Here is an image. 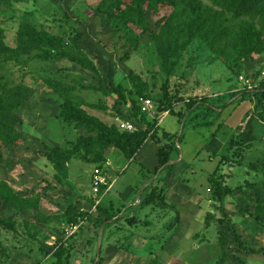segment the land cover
<instances>
[{
    "label": "rangeland",
    "instance_id": "1",
    "mask_svg": "<svg viewBox=\"0 0 264 264\" xmlns=\"http://www.w3.org/2000/svg\"><path fill=\"white\" fill-rule=\"evenodd\" d=\"M217 1H0L5 46L15 47L22 23L61 37L65 45L80 32V47L100 75L94 78L64 59L42 62L34 53L17 58L0 53L2 81L31 89L15 115L22 141L0 148V180L20 198L32 199L26 205L0 200V220L14 226L11 231L0 225V264H54L60 249V264H215L221 257L220 215L213 209L208 183L215 170L226 175L231 190L224 201L230 226L247 246H264V99L255 108L256 100L241 94L264 93V28L257 17L233 18ZM203 15L214 16L220 26L217 36L199 34L194 19ZM48 82L73 87L75 104L117 127L119 117L131 119L133 107L149 99L152 107L143 116L152 126V138L134 160L107 150L99 165L79 156L69 161L66 174L57 172L45 159V148L65 147L87 134L58 119L64 96H57ZM115 87L124 96L121 115L111 109L116 94L110 89ZM190 100L197 104L187 111ZM140 116L135 131L145 129L137 121ZM250 118L251 146L243 151L240 166L231 165L239 156L229 144L247 132ZM172 134H177L171 139L177 148L171 160L176 162L166 199L176 210L142 208L140 202L165 175L159 172L155 149ZM96 168L110 186L108 192L100 186L93 193ZM176 211L179 222L171 230ZM222 231L225 264H264V254L241 253L229 244L228 228Z\"/></svg>",
    "mask_w": 264,
    "mask_h": 264
},
{
    "label": "trees",
    "instance_id": "2",
    "mask_svg": "<svg viewBox=\"0 0 264 264\" xmlns=\"http://www.w3.org/2000/svg\"><path fill=\"white\" fill-rule=\"evenodd\" d=\"M1 1V0H0ZM226 11H228L233 18L240 17H257L261 26L264 28V0H219L217 1ZM195 23L199 34H206L209 32L213 36H217L220 27L214 21V16L203 15L197 17ZM81 33L76 32L69 44L65 45L59 36L50 35L45 31H38L28 23H22L17 31L16 45L14 48L5 46L0 39V53L8 54L11 57L29 56L34 53V58L48 62L56 59H64L69 63L75 64L83 70L93 74L94 78H100L95 63L82 51L80 47ZM132 76V75H131ZM49 88L58 96H64V101L59 104L57 117L66 126H73L83 129L87 136L78 137L74 142H70L65 147H46L44 157L57 170L63 174L67 173V164L72 158L86 159L89 163L101 164L105 160V152L109 148L118 150L127 160H133L134 156L142 148L144 143L152 138L150 123L146 121L143 114L140 113L139 106L133 107L132 120H136V116L141 115L137 121L145 125V129L133 132L120 130L115 124L107 125L94 115H90L81 106L72 101V92L74 88L68 85H61L59 83H46ZM95 87L81 85L80 89H94ZM98 89H102L99 87ZM116 94V99L111 107L112 111L121 115L120 107L124 103V96L120 91V87L110 89ZM248 93V94H247ZM31 94V89L25 84L18 83L15 85H8L0 78V148H9L19 144L23 135L16 131L14 125L16 123L15 115L20 107L26 102ZM242 95H249L248 99H255V108L260 106L264 99V93L255 91L254 93L242 92ZM237 95V94H236ZM244 98V97H243ZM197 102L190 100L186 103V110H192L196 107ZM204 106L205 104L202 103ZM208 110H214L209 105H206ZM90 108H100L97 105H88ZM172 114L170 106H167ZM120 118L126 119L121 116ZM252 118L249 119V127L247 132H242L238 135L236 142L231 141L229 148L235 147L238 153V159L231 161V165H241V155L245 149L250 148L252 141ZM177 134L169 135L167 140L158 146L157 158L160 165L159 172H165L163 177L157 179V183L152 186L144 200L140 202V207L147 206L156 209H170L176 210V206L169 203L166 199V192L168 191L166 182L170 178L171 173V154L173 153L176 142L171 141ZM1 156V152H0ZM98 167V166H97ZM158 171L154 173L156 176ZM210 187V194L212 200L215 202L213 209L219 213L220 219L217 222V244L220 248L221 257L215 264H225L228 258L226 249V237L222 231L223 227H227L232 234V239L229 244L235 245L236 248L243 254H264V246L258 249L251 248L240 238L237 232L230 226V219L225 213V197L231 194V190L226 185V175L216 173V170L208 178ZM103 187V186H102ZM0 200L5 204H21L26 205L30 199H22L12 191L10 185L0 180ZM34 201L31 206H36ZM69 219L74 218L73 208L68 209ZM207 215L205 219V226L208 227L209 218ZM128 219V217L126 218ZM179 222L178 213L170 222V229L174 230ZM99 224V223H98ZM0 225L4 228L14 231V226L10 222L0 220ZM63 249L57 251V260L54 264H60V258L63 254ZM4 254L0 251V262ZM65 259H69V254L66 252ZM93 264H99L98 262Z\"/></svg>",
    "mask_w": 264,
    "mask_h": 264
},
{
    "label": "built area",
    "instance_id": "3",
    "mask_svg": "<svg viewBox=\"0 0 264 264\" xmlns=\"http://www.w3.org/2000/svg\"><path fill=\"white\" fill-rule=\"evenodd\" d=\"M151 107H152V104H151V101L149 99H142L140 104H139L140 113H148L150 111ZM117 122H118V128L120 130H124L127 132H133L136 130L135 126L133 124L135 122V120L122 119L119 117L117 119ZM93 174H94L93 175V193L97 194L99 189H100V186H105L107 184L105 183V179L102 177V174H101L99 169L96 168L94 170Z\"/></svg>",
    "mask_w": 264,
    "mask_h": 264
},
{
    "label": "crops",
    "instance_id": "4",
    "mask_svg": "<svg viewBox=\"0 0 264 264\" xmlns=\"http://www.w3.org/2000/svg\"><path fill=\"white\" fill-rule=\"evenodd\" d=\"M148 141H149V140H147L145 143L147 144ZM145 143H144V144H145ZM142 147H143V146H142ZM111 150H114V149H113V148H109V151H110V152H111ZM157 151H158V150H157V148H156V149H155V156H156V157H157ZM137 154H138V153H137ZM137 154H136V155H137ZM136 155H135V156H136ZM105 156H106V155H105ZM133 160H134V159H133ZM179 161H180V160H179ZM157 162H158V160H157ZM175 162H176V160H174V161L171 160V161H170V163H171V165H172L173 168H174V165H175V164L173 165V163H175ZM107 164H108V163H107ZM157 164H158V163H157ZM171 169H172V168H171ZM171 171H172V170H171ZM170 177H171V176H170ZM169 179H170V178H169ZM168 186H170V189H171V185L168 184ZM105 187H106V190H105V191L108 192L110 186H108V184H107V185H105ZM135 200H136V199H135ZM135 200H134L133 202H135Z\"/></svg>",
    "mask_w": 264,
    "mask_h": 264
}]
</instances>
